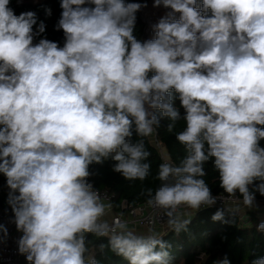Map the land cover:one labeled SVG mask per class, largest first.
Here are the masks:
<instances>
[{"label": "clouds", "instance_id": "obj_1", "mask_svg": "<svg viewBox=\"0 0 264 264\" xmlns=\"http://www.w3.org/2000/svg\"><path fill=\"white\" fill-rule=\"evenodd\" d=\"M9 4L0 0V173L29 264H98L86 256L87 234L107 237L129 264H171L153 228L138 233L105 218L112 204L87 179L91 164L109 158L128 181L151 175L144 138L159 126L154 110L169 119V132L186 124L176 135L185 157L179 165L162 158L159 186L141 193L163 210L169 230L190 223L181 207L194 214L216 204L204 179L208 162L224 193H239L245 208L255 206L256 192L264 195V0H203L199 9L197 0H154L171 11L143 42L135 14L146 5L61 0L63 47L46 38L34 44L45 24ZM223 219L224 210L212 216Z\"/></svg>", "mask_w": 264, "mask_h": 264}, {"label": "trees", "instance_id": "obj_2", "mask_svg": "<svg viewBox=\"0 0 264 264\" xmlns=\"http://www.w3.org/2000/svg\"><path fill=\"white\" fill-rule=\"evenodd\" d=\"M124 2L125 4L136 2L147 5L150 0H124ZM202 3L203 0H197V9L202 7ZM9 7L16 15L32 11L36 14L37 24L41 21L45 24V32L34 37V44L38 43L40 39L46 38L63 47L65 43L63 30L56 29L62 13L61 0H10ZM49 9L51 10L50 15L46 11ZM140 11L141 9L135 14L134 35L143 42L146 22ZM33 30H36V25L33 26ZM153 74L149 73V76L151 77ZM173 96L174 105L179 107L180 102L174 90ZM154 111L159 117V126L156 128V134L144 138L145 148L150 152V156L145 162L151 166V175L145 181L126 180L120 173L113 171L115 162L110 158L102 163H93L89 166L88 182L92 184L93 188L107 190L112 194V206L117 212L125 213L127 211L124 204L134 207L145 203L147 196L141 195V193L148 188L155 190L159 186L160 182L155 179V176L158 166L162 162L160 148L166 157H170L177 165L186 155L184 146L176 139L177 133L186 127L184 121H178L174 130L169 132V119L163 117L158 110ZM180 111L183 115L182 108ZM132 139L133 142H136L141 138L134 132ZM260 144L264 147V140ZM204 169L206 172L204 179L209 184L212 194H227L220 187L218 174L213 169L211 162L206 163ZM9 192L6 177L0 173V209L9 208L14 215L8 202ZM255 199L264 201V195L256 192ZM229 209L218 206L201 209L195 212L185 230L176 233L168 229L162 233V240L169 245L166 250L169 252L171 264H215L225 257L230 264H251L253 260L264 257V232L258 231V225L264 222V218L261 219L260 215L253 210L243 214L241 209L237 212ZM217 210H224L222 221L212 220V216ZM86 243L89 247L86 256L94 257L98 264H129V261L124 257L111 251L107 237L87 234ZM101 245L104 247L101 248ZM21 264H29L25 254H23Z\"/></svg>", "mask_w": 264, "mask_h": 264}, {"label": "built area", "instance_id": "obj_3", "mask_svg": "<svg viewBox=\"0 0 264 264\" xmlns=\"http://www.w3.org/2000/svg\"><path fill=\"white\" fill-rule=\"evenodd\" d=\"M151 1V0H150ZM150 3V2H149ZM148 3V4H149ZM147 4V5H148ZM141 8V16L143 17L144 21L146 22V27L144 30L143 41L150 40L153 31L149 28V21L148 15L146 11V7ZM146 11V12H145ZM146 13V14H145ZM161 157L165 158L166 155L163 153L162 148H160ZM101 194L102 198L106 203L112 201V194H110L107 190H100L96 189ZM217 196V202L213 206L218 207H227L230 209H241L242 211L246 212L249 210L256 211L258 215H261L264 218V201H260L255 199V206L252 208H245L242 203V198L237 193V196L229 197L228 194H219L214 195ZM112 204V202H111ZM127 207V211L124 212H117L114 210L113 206L109 210L106 219L109 222H112L115 219H123L128 221L130 228H153V229H161L162 231H167V219L166 215H163V210L154 209L147 205V203H142L137 206H129ZM211 207V206H210ZM207 207L202 206L201 209ZM200 209V210H201ZM180 212L191 211V209H187L181 207L179 209ZM199 211V210H198ZM197 212V211H196ZM245 214V213H243ZM14 215L11 213L9 208L0 209V225H3L4 228L7 229V234L5 235L3 230H0V264H21L23 254H21L18 250V242L22 237L23 233L17 230L16 224L14 222Z\"/></svg>", "mask_w": 264, "mask_h": 264}, {"label": "rangeland", "instance_id": "obj_4", "mask_svg": "<svg viewBox=\"0 0 264 264\" xmlns=\"http://www.w3.org/2000/svg\"><path fill=\"white\" fill-rule=\"evenodd\" d=\"M147 11V12H146ZM146 13L147 15L150 17H154L156 18V20L158 19V21L160 20L161 17H163L167 12L171 11L170 8L166 9L163 7V5L159 6V7H154V0H151L150 3L147 5L146 7ZM145 13V14H146ZM179 13L175 14V18L178 19L179 18ZM158 23V22H157ZM150 28V27H149ZM150 30H154V28H150ZM155 38V30L153 31V34L151 35V39ZM183 212V211H182ZM191 213V211H185V213ZM242 213H244V211H242ZM188 216V215H187ZM166 232V231H165Z\"/></svg>", "mask_w": 264, "mask_h": 264}, {"label": "crops", "instance_id": "obj_5", "mask_svg": "<svg viewBox=\"0 0 264 264\" xmlns=\"http://www.w3.org/2000/svg\"><path fill=\"white\" fill-rule=\"evenodd\" d=\"M181 214L183 215V218H189L190 216V219L193 217V213H185V212H181ZM188 215V216H187ZM261 219L263 218L261 215L259 216ZM138 233H146L148 229L146 228H137L135 229ZM159 235H161L162 233H164L165 231H162L161 229H154Z\"/></svg>", "mask_w": 264, "mask_h": 264}, {"label": "bare ground", "instance_id": "obj_6", "mask_svg": "<svg viewBox=\"0 0 264 264\" xmlns=\"http://www.w3.org/2000/svg\"><path fill=\"white\" fill-rule=\"evenodd\" d=\"M148 21H149V27H150V28H153V26H154L155 24H157L158 19L156 20V18L150 16V17H148Z\"/></svg>", "mask_w": 264, "mask_h": 264}]
</instances>
